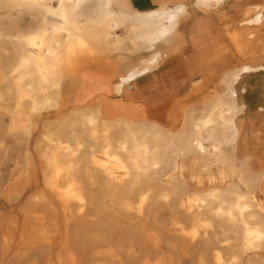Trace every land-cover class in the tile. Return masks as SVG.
Returning a JSON list of instances; mask_svg holds the SVG:
<instances>
[{"label": "bare ground", "instance_id": "1", "mask_svg": "<svg viewBox=\"0 0 264 264\" xmlns=\"http://www.w3.org/2000/svg\"><path fill=\"white\" fill-rule=\"evenodd\" d=\"M231 1L0 0V264H264V159L237 157L234 86L264 71V2H233L244 31L224 29L244 62L180 130L72 107L87 67L118 74L123 95L194 7Z\"/></svg>", "mask_w": 264, "mask_h": 264}, {"label": "crops", "instance_id": "2", "mask_svg": "<svg viewBox=\"0 0 264 264\" xmlns=\"http://www.w3.org/2000/svg\"><path fill=\"white\" fill-rule=\"evenodd\" d=\"M130 1L137 8L156 6L167 0ZM234 4H237L236 0ZM235 13L238 14L234 16ZM239 13L230 9L228 18L204 15L194 27L187 19L182 20L181 31L174 36L172 46L163 53L159 64L150 73L137 76L123 95L115 94L112 89L118 74L113 75L94 66L87 67L78 78L76 102L72 107L99 105L103 110L111 108V113H105L104 118H113L117 116L113 113V106L126 104L122 106L135 112L136 122H152L171 131L180 130L185 112L193 109L195 116L200 115L205 98L216 91L223 92L225 81H229L228 72L244 62L229 37L226 47L219 46L227 39L223 19L227 23L233 22L241 16ZM192 15L194 12L189 18ZM25 19L29 20L24 17L23 24L29 25ZM261 33L264 35V28ZM142 54L147 55L146 52ZM257 73L260 74L254 76ZM257 73L242 74L234 85L237 104L243 105L242 112L236 117L240 127L237 157L250 155L254 168H258L260 160L264 159V71ZM194 163L197 167L198 162Z\"/></svg>", "mask_w": 264, "mask_h": 264}, {"label": "rangeland", "instance_id": "3", "mask_svg": "<svg viewBox=\"0 0 264 264\" xmlns=\"http://www.w3.org/2000/svg\"><path fill=\"white\" fill-rule=\"evenodd\" d=\"M185 2H187L188 4H192V2H193V0H185ZM262 2H264V0H247V1H243L241 4H242V6H244V7H246L247 5H250V4H256V3H262ZM171 4V3H170ZM190 7H192V6H190ZM234 7H236V5H234L233 4V2L231 1V2H228V3H226L223 7H221V8H219V10H211V15L212 16H223L224 15V13H226L228 10H230V9H232V8H234ZM195 8V15H192L190 18H188L187 19V21H188V23H189V25H192L193 27H194V25H196V22H197V24H199L198 23V21L199 20H201L200 18H202L203 16H204V14H205V10L204 9H202V8H199V7H194ZM236 14H238V13H235L234 14V16L236 15ZM239 14H241V12L239 13ZM243 16H242V14H241V16H239L238 18H236V20L235 21H233V22H230V26H229V30H236V29H239V30H241V31H244V27L243 26H238L237 25V23H238V21L242 18ZM213 19L214 18H212V21H213ZM183 23H184V21H183ZM214 24V22L213 23H210V25H213ZM227 24V21L225 20V19H223V27H225V25ZM191 26V27H192ZM125 31V29H123L122 28V30H119L118 31V33H121V32H124ZM226 40H224V44H227V41H228V34H226ZM230 49V48H229ZM230 50H232V49H230ZM231 52V51H230ZM108 57H110V58H114L115 57V59H116V61L119 59V62L120 61H122L123 59H121V57L119 58L118 57V55L117 54H114V53H111V54H108L107 55ZM142 56H145V55H143L142 54ZM137 58H134V57H131L130 58V60H126V61H123L122 63H121V65H125L126 67H128L129 66V64H128V62H130V63H134L135 61H137L136 60ZM258 74H260V73H257V74H254V76H258ZM238 93H240L239 92V90H238ZM118 105H126V104H118ZM118 105H115V106H118ZM11 164V165H10ZM12 167H14V162L13 161H11L8 165H6V168H5V171H6V173H8L7 172V170L9 171V170H11L12 169ZM7 169V170H6ZM5 171H4V173H5ZM13 176V177H12ZM14 174H11L9 177H8V181L9 182H11V181H13V178H14ZM5 186H7V185H5ZM207 186L206 185H201V186H197L194 182H190V186H189V188H190V190H196V189H199V190H202V189H205Z\"/></svg>", "mask_w": 264, "mask_h": 264}]
</instances>
